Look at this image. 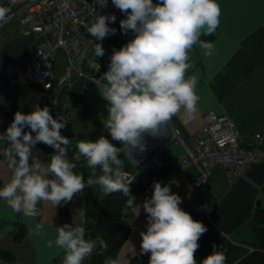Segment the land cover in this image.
I'll return each mask as SVG.
<instances>
[{
	"label": "clouds",
	"instance_id": "obj_1",
	"mask_svg": "<svg viewBox=\"0 0 264 264\" xmlns=\"http://www.w3.org/2000/svg\"><path fill=\"white\" fill-rule=\"evenodd\" d=\"M97 2L99 7H107L108 0ZM111 2L125 16L120 20L121 31H131L134 37L119 50L113 49L108 70L91 81L108 102L104 128L123 147L115 146L103 135L95 141L80 140L74 159L83 157L91 170L87 185H99L105 195L121 192L127 197V206L138 215L141 205L134 203L129 187L133 180L123 170L125 162L119 155L128 151L133 158L134 152L146 151L145 134L162 136L173 116L183 112L187 119L193 117L200 99L199 80L188 75L192 67L189 53L198 45L205 56L214 54V43L201 37L216 33L221 8L217 0ZM5 17L6 9L0 8V21ZM115 21L114 14H97L87 31L96 41H103L115 34L116 29L109 27ZM104 51L100 43H95L96 58ZM67 123L59 115L54 118L48 106L35 105L27 114L16 111L10 125L0 133V164L12 173L0 187V201L14 212L35 217L41 201L58 206L70 202L86 187L83 175L73 170L75 165L67 158L71 141L61 134ZM38 142L54 149L46 166L33 158ZM172 184L179 186L175 180L163 185L153 182L151 198L142 203L147 225L140 233V252L150 254L148 264H197L198 241L208 229L180 207L182 198L172 192ZM47 246L63 251L62 264H84L98 246L107 250L108 243L100 238L86 239L83 226L65 223L56 227L55 239H49ZM107 264L119 261L110 258ZM202 264H227L226 252L214 245Z\"/></svg>",
	"mask_w": 264,
	"mask_h": 264
},
{
	"label": "crops",
	"instance_id": "obj_2",
	"mask_svg": "<svg viewBox=\"0 0 264 264\" xmlns=\"http://www.w3.org/2000/svg\"><path fill=\"white\" fill-rule=\"evenodd\" d=\"M217 3L221 8L220 25L214 35L201 37L214 43V54L205 56L198 45L189 53L192 67L188 75H195L199 80L197 94L200 99L193 117L187 119L183 112L173 116L164 126L162 136L154 138L145 134L146 151L134 152L133 158L128 151L119 155L125 162L123 170L135 172L134 180L142 182V188L133 195L134 203L141 205L139 214L128 207L132 214L130 231L113 258L119 264H148L150 254L140 252V233L146 231L147 225L142 203L151 198L153 182L163 185L171 180L178 181L179 186L172 184L171 190L182 198L180 207L207 227L208 231L198 241L197 264H202L214 245L223 251L249 239L253 209L256 204L264 203V0H217ZM124 18L122 13L120 20ZM120 20L114 39L103 46L104 55L98 57L107 70L113 49L119 50L134 37L131 31L127 34L121 31ZM32 46L33 36L20 34L15 19L0 31V132L12 122L4 115L6 106L17 107L25 114L35 105L48 106L54 118L59 115L68 121L61 129V134L71 141L67 147L77 145L80 140L95 141L101 135L115 146L123 147L120 142L112 140L104 128L108 102L96 84L77 80L70 87L61 88L55 100L49 91L27 81L23 59ZM65 63L66 59L62 65L56 66L54 58L53 72L61 74ZM68 97L76 107L72 116L64 108ZM208 111L232 118L241 143H255L254 134L257 132L261 139L256 143L258 160L234 181L228 180L221 165L211 168L207 181L218 201L210 211L204 212L198 207L201 194L191 187L195 166L170 169L184 154V146L172 138L171 127L180 131L185 146L191 149L198 138L206 135L203 126L204 114ZM50 155L42 149L41 142L34 146L33 158L45 166L50 162ZM153 155L156 163L146 165ZM11 175L10 169L0 164V187ZM90 186L99 196L104 195L99 185ZM38 206L37 216L25 217L0 201V244L14 253L19 264H61L63 251L55 246L49 248L47 241L54 240L56 227L65 223L82 226V194L58 206L45 201ZM20 224L24 226V234L20 240H12V234ZM220 234L223 237L220 238Z\"/></svg>",
	"mask_w": 264,
	"mask_h": 264
},
{
	"label": "built area",
	"instance_id": "obj_3",
	"mask_svg": "<svg viewBox=\"0 0 264 264\" xmlns=\"http://www.w3.org/2000/svg\"><path fill=\"white\" fill-rule=\"evenodd\" d=\"M153 2L157 3L158 0ZM0 8L6 9V17L0 21V31L15 19L20 34L33 36V46L23 59L27 81L49 91L55 100L61 88L70 87L77 80L93 83L92 77L100 78L107 71L95 57V43L105 46L114 39L116 32L103 41H96L87 28L97 14H114L116 21L110 22L109 27L117 31L122 12L113 6L111 0H108L107 7H99L97 0H0ZM58 49L64 51L66 63L62 73L56 75L52 65ZM64 108L69 116L76 110L69 97ZM203 129L206 135L198 138L190 149L185 146L180 131L171 127L172 138L184 146V154L175 160L170 169L195 166L196 174L191 187L201 194L198 201L200 210L208 212L218 201L207 181L211 168L221 165L229 181L244 175L250 165L258 160L256 143L261 139V134L255 133V143L245 145L238 140L234 120L214 111L204 114ZM155 163L153 155L148 158L146 165ZM128 172L129 179L134 180L136 173ZM219 237H223V234ZM86 259L84 264H89ZM109 259L105 258L103 264H107Z\"/></svg>",
	"mask_w": 264,
	"mask_h": 264
},
{
	"label": "trees",
	"instance_id": "obj_4",
	"mask_svg": "<svg viewBox=\"0 0 264 264\" xmlns=\"http://www.w3.org/2000/svg\"><path fill=\"white\" fill-rule=\"evenodd\" d=\"M16 111H18L17 107L6 106L4 115L12 121ZM9 125L4 126L0 133ZM41 147L45 152L51 154L54 152L52 147L42 142ZM67 151V158L75 165L73 170L83 175L86 184L81 193L83 201L81 223L85 228V238L89 240L100 238L108 243L107 250L98 246L86 260L89 264H103L105 258H114L130 231L132 214L128 211L127 197L121 192L99 196L90 185H87L91 170L87 167L84 158L79 161L74 159L77 152L76 145L67 147ZM97 174H100L99 169ZM129 187L131 194L134 195L142 188V182L133 180ZM250 231V238L244 240L242 244H233L223 250L227 255V264H264V203H258L254 207L250 219ZM23 234L24 226L20 224L12 234V240H20ZM0 264H19L14 253L1 244Z\"/></svg>",
	"mask_w": 264,
	"mask_h": 264
},
{
	"label": "rangeland",
	"instance_id": "obj_5",
	"mask_svg": "<svg viewBox=\"0 0 264 264\" xmlns=\"http://www.w3.org/2000/svg\"><path fill=\"white\" fill-rule=\"evenodd\" d=\"M65 54L62 50H57L56 53H55V64L56 66H58L59 64H63L64 61H65ZM102 196V195H101Z\"/></svg>",
	"mask_w": 264,
	"mask_h": 264
},
{
	"label": "water",
	"instance_id": "obj_6",
	"mask_svg": "<svg viewBox=\"0 0 264 264\" xmlns=\"http://www.w3.org/2000/svg\"><path fill=\"white\" fill-rule=\"evenodd\" d=\"M140 179H141L143 182H145V179H143L142 176H140Z\"/></svg>",
	"mask_w": 264,
	"mask_h": 264
}]
</instances>
